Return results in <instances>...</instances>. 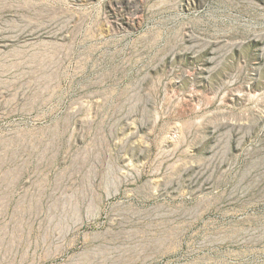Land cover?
I'll use <instances>...</instances> for the list:
<instances>
[{
    "label": "rangeland",
    "instance_id": "rangeland-1",
    "mask_svg": "<svg viewBox=\"0 0 264 264\" xmlns=\"http://www.w3.org/2000/svg\"><path fill=\"white\" fill-rule=\"evenodd\" d=\"M0 264H264V0H0Z\"/></svg>",
    "mask_w": 264,
    "mask_h": 264
}]
</instances>
